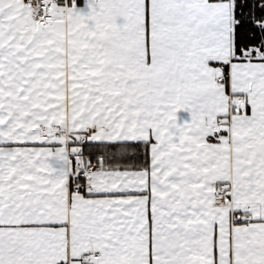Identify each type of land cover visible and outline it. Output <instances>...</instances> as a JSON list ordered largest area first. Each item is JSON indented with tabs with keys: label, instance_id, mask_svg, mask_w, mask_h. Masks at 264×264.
I'll return each mask as SVG.
<instances>
[{
	"label": "snow or ice",
	"instance_id": "1",
	"mask_svg": "<svg viewBox=\"0 0 264 264\" xmlns=\"http://www.w3.org/2000/svg\"><path fill=\"white\" fill-rule=\"evenodd\" d=\"M0 264H264V0H0Z\"/></svg>",
	"mask_w": 264,
	"mask_h": 264
}]
</instances>
